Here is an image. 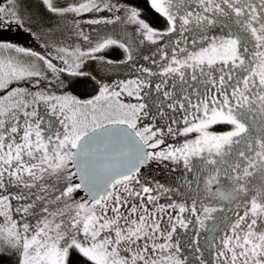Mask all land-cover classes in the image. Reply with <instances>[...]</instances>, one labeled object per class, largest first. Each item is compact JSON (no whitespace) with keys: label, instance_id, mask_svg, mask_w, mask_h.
<instances>
[{"label":"snow or ice","instance_id":"1","mask_svg":"<svg viewBox=\"0 0 264 264\" xmlns=\"http://www.w3.org/2000/svg\"><path fill=\"white\" fill-rule=\"evenodd\" d=\"M148 2L166 28L133 0H41L72 17L70 42L55 57L0 43V264H264V0ZM84 13L132 35L91 37ZM12 22L20 0H0ZM145 42L134 78L62 91L84 57L127 63ZM153 163L180 170L174 186L142 180Z\"/></svg>","mask_w":264,"mask_h":264},{"label":"rangeland","instance_id":"2","mask_svg":"<svg viewBox=\"0 0 264 264\" xmlns=\"http://www.w3.org/2000/svg\"><path fill=\"white\" fill-rule=\"evenodd\" d=\"M24 1L25 2H20L22 3V5L21 4L20 5H21L22 15L24 16L23 24L31 25V27L34 26L35 30L33 31V28L29 30L28 28L30 27L28 26L27 27L21 26V29L18 28L16 30H18L17 32L20 34V36H22V38L19 39V37L16 38L12 34H10V35L4 36L7 39L0 40V43H12L16 45L17 47H22L25 49H30L32 51L39 52L41 55H47L48 53H51L52 57H55L56 56V52L54 50L55 44L57 42H62V43L70 42L68 38L71 35L69 30L71 29V25H72V17L69 16L65 20L57 16L58 20H54V23H51V24L49 20H43V22H41L40 20L37 19L36 13H34L33 5L28 4L27 0H24ZM53 2L57 6H63V5L73 3L74 0H53ZM94 15L96 14L84 13L81 16L77 17V19L81 21L84 31L90 34L91 37H95L97 33L102 35L105 31H107L108 34H112V35H116L120 37H123L126 32L129 38L131 37L132 28L134 27L131 25L117 24V25H108V26H103V25L96 26V25H88L87 23H84V21L88 20ZM25 17L29 19H25ZM2 32L0 34H2ZM8 39H11V40H8ZM165 40H167V38ZM159 43L161 46H163L164 41H161ZM156 47L157 46L155 44H151L150 42H145V44L140 45L137 48H134L133 49L134 53H138V55L135 56L134 61L127 62V63H121V61L125 59L124 55L122 56V58H112V57L109 58L103 54H100V55H103L106 59H111L113 61L112 64H106L99 59H92L89 57H84L81 70L84 71L85 73L91 74L94 77H96L98 81L100 82V85L101 84H115L121 80L132 79L135 77L134 75L131 74L132 70H134V67L143 65L145 62L143 60V56L152 55L151 49L155 48L156 50ZM13 55H15L22 62L37 63L35 61V58H32V57H28V56H24L23 54H16V53H13ZM54 63L58 64V66L63 67V65L60 64L58 60H54ZM43 70L48 72L49 76H51V73L49 70L47 69H43ZM127 72H129L128 74L129 76L126 74ZM68 92L74 95L72 92L70 91ZM80 99H83V98L80 97ZM121 99H123L125 102H128V103L136 102L134 98H130L126 96H122ZM213 130L218 131V132L224 131L222 130V128L219 130L214 128ZM179 141L182 142V139H180ZM171 143L174 144L177 142L174 141ZM160 167L163 169L161 173L158 174L159 176L157 175L156 177L155 175H153L152 170L157 169V171H159ZM171 167H172L171 165H169L168 167H165L164 165L153 163L150 166H148L146 169L147 170L146 174L148 173L147 174L148 176L142 175L141 178L142 180H150L152 177L153 180L159 181L160 183L165 184L166 186H174L175 174L173 173H176L179 176L180 170L177 169L176 171H170L169 169ZM175 178L178 180V177H175ZM165 202H166L165 200H161V203H165Z\"/></svg>","mask_w":264,"mask_h":264},{"label":"trees","instance_id":"3","mask_svg":"<svg viewBox=\"0 0 264 264\" xmlns=\"http://www.w3.org/2000/svg\"><path fill=\"white\" fill-rule=\"evenodd\" d=\"M20 2H25V1L20 0ZM27 2L28 4L33 5L34 13H36L37 19L40 20L41 22H43V20H49L51 24V23H54V20H58L56 15L46 10V8L42 5L41 0H27ZM133 2L136 3L143 10V13H144L143 18H145L146 21L149 22L153 27L157 29H164L167 27L166 21L159 14L155 13L154 10L150 8L148 0H133ZM20 4L22 5V3ZM25 19H29V18L25 17ZM0 26H1L0 33L3 31L2 34H0V40L7 39L4 36L10 35V34H12L16 38L17 37H19V39L22 38V36H20V34L17 32L18 30H16L18 28L21 29V25H18L17 23L12 22L11 24L6 23ZM22 26L24 27L28 26L30 27L28 28L29 30H31L32 28H33V31L35 30L34 26L31 27V25H28V24H23ZM8 40H11V39H8ZM100 54H103L109 58L111 57L112 58H122V56L124 55L121 49L115 48V47L107 49L104 52L99 53V55ZM61 78L64 82V85L66 86L62 89V91H67V92L70 91L77 97L79 98L81 97L83 99L91 98V96L95 95L100 86V82L98 81V79L91 74L80 76V77H74L67 73H64ZM214 128L218 130L222 128V130H225L226 126L218 125V126H214ZM75 259H79V258L76 257Z\"/></svg>","mask_w":264,"mask_h":264},{"label":"flooded vegetation","instance_id":"4","mask_svg":"<svg viewBox=\"0 0 264 264\" xmlns=\"http://www.w3.org/2000/svg\"><path fill=\"white\" fill-rule=\"evenodd\" d=\"M165 39H166V38H165ZM154 51H155V48H152V49H151V52L153 53ZM147 63H148L147 61L144 62L145 66H147ZM144 64H143V65H144ZM136 69H137V67H134V70H132V72H131V74L134 75V76L137 75V71H136ZM126 74L128 75L129 72H127ZM128 76H129V75H128ZM180 139H181V138H176V139L169 138V139L167 140V142H168V143H171V142H174V141L177 142V140H180ZM147 167H148V166H146V167H144V168L141 169V173H142V175H147V174H148V173L146 174V172H147V170H146ZM162 169H163V168L160 167V168H159V171H157V169L152 170V171H153V172H152L153 175H155V176L157 177V175H158L159 173H161ZM173 174H175V177H179L178 174H176V173H173ZM147 176H148V175H147ZM158 176H159V175H158ZM150 180H153V178L151 177ZM170 184H171V183H170ZM176 198H177V197H173V199H176Z\"/></svg>","mask_w":264,"mask_h":264}]
</instances>
